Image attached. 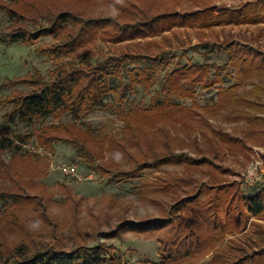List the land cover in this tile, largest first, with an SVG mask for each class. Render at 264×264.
<instances>
[{
  "label": "rangeland",
  "instance_id": "374dc122",
  "mask_svg": "<svg viewBox=\"0 0 264 264\" xmlns=\"http://www.w3.org/2000/svg\"><path fill=\"white\" fill-rule=\"evenodd\" d=\"M123 1L138 6L151 4L157 10L172 5L184 10L201 6L194 0ZM246 1L209 0L208 3L238 7ZM102 11L103 14L117 13L110 8ZM13 21L11 15L0 8V38H7L0 40V98L32 88L26 83L10 82L19 76L38 70L52 76L63 68L71 70L72 65H109L116 58L129 55L124 59V79L113 83L117 92H108L92 109L86 105L72 109L61 107L47 119L27 124L19 116L9 121L5 114L12 105L0 108V136L5 130L4 136H9L13 142L12 148L18 149L16 154L0 150V244L5 249L12 248L23 238L36 247L54 246L66 250L103 245L109 254H116L128 264H148L147 259L161 262L158 234L118 228L123 220L138 221L163 213L162 204L170 206L176 193L184 194L185 187L177 188L178 192L167 191V182L187 174V168L184 164L143 163L139 171L133 169L146 160L154 161L156 154L168 148L195 155L205 153L213 143L208 137H215L212 131L215 126L238 132L244 128L245 121L234 116L240 107L225 105L214 111L204 106L221 100L220 84L229 87L239 82L238 69L227 48L229 43H249L264 51V22L181 25L125 41L110 40L99 33L92 35L79 49L53 55L39 52L38 48L64 43L68 39L65 33L44 35L32 43L14 42L7 36ZM38 21L30 24L39 28L49 23L46 18ZM148 51L165 56V62L152 64L149 59L136 62L138 54ZM88 52L91 57L86 63ZM206 62L212 65V78L220 75L221 82L212 87L195 85L193 97H180L166 91L167 73L185 64ZM139 67L147 68L148 75L138 74ZM254 80L259 81L256 76ZM252 86L245 84L239 90L247 92ZM167 98L194 105L196 110L188 115L187 123L165 121L149 128L127 124V113L132 108L152 107ZM199 116L201 121H198ZM61 123L75 125L76 131H85L90 137L89 151L60 139L49 144L39 140L37 135L41 128ZM55 134L67 136L60 130ZM22 137L26 138L25 142ZM249 153L229 152L224 156V164L239 172L227 174L230 181H240L245 186L264 181V145H255ZM70 164L77 165L81 177L65 172V166ZM196 169L195 174L200 176L202 171ZM117 171L131 173L115 176ZM251 236L255 240L260 238L254 233ZM212 258L213 253H209L195 264H206Z\"/></svg>",
  "mask_w": 264,
  "mask_h": 264
},
{
  "label": "trees",
  "instance_id": "16d2710c",
  "mask_svg": "<svg viewBox=\"0 0 264 264\" xmlns=\"http://www.w3.org/2000/svg\"><path fill=\"white\" fill-rule=\"evenodd\" d=\"M194 1L201 6L185 10L175 5L157 10L151 4L138 6L123 0H0V8L14 20L13 27L7 33L11 41L32 43L44 35L61 36L65 33L68 39L64 43L38 48L39 52L53 55L79 49L87 44L92 35L99 33L110 40L125 41L158 34L181 25L264 22V0H247L238 7L210 4L209 0ZM105 8L116 10L117 13L103 14ZM41 18L48 19L49 23L41 24L39 28L30 24L39 23ZM0 40L6 41L7 38ZM227 48L238 69L239 82L229 87L220 84L221 100L204 108L217 111L225 105L238 106L240 110L234 116L245 121L244 128L238 132L215 126L212 129L215 137H208L213 143L205 153L195 155L168 148L156 154L154 161L146 160L133 169L139 171L143 163L157 166L160 163L184 164L187 168V174L167 182V191L173 189L178 192L177 188L185 187L184 194L176 193L169 207L162 204L163 213L138 221L126 219L120 223L118 229L158 234L161 262L147 259L148 264H195L209 253H213V258L206 264H264V181L248 186L240 181L232 182L227 174L239 172L223 162L229 152L250 155L255 145H264V51L249 43L239 42H231ZM128 55L116 58L109 65H72L71 70L63 68L57 75L47 76L38 70L14 78L10 82L26 83L32 88L0 98V108L12 105V109L5 114L9 121L19 116L27 124L47 119L61 107L72 109L86 105L92 109L108 92H117L113 83L124 79V59ZM90 57L88 52L84 62L89 63ZM165 58L150 51L135 57L138 63L149 59L152 64L163 63ZM138 69V74L148 75L147 68ZM212 69V65L207 62L185 64L167 73L164 87L170 94L193 97L195 85L201 83L205 87H212L222 81L220 75L212 78ZM255 76L258 82L254 80ZM245 84L253 86L247 92H242L239 87ZM195 110L194 105L180 104L167 98L165 102L152 107L132 108L127 113V124L149 128L165 121L187 123L188 115H192ZM197 118L198 121L202 120L201 116ZM56 130L67 136H58ZM4 133L5 130H2L0 150H11L16 154L18 149L12 148V140ZM37 136L46 144L60 139L89 151L90 137L85 131H76L75 125L61 123L44 126ZM25 139L22 137L24 142ZM196 168L202 171L200 176L195 174ZM128 173L131 172L117 171L115 176ZM159 199L155 198L157 201ZM253 233L260 235V238L253 239ZM248 248L252 250L249 252ZM0 264L128 263L116 254H109L103 245L66 250L54 246L36 247L22 238L12 248L5 249L0 244Z\"/></svg>",
  "mask_w": 264,
  "mask_h": 264
},
{
  "label": "built area",
  "instance_id": "2783aa9c",
  "mask_svg": "<svg viewBox=\"0 0 264 264\" xmlns=\"http://www.w3.org/2000/svg\"><path fill=\"white\" fill-rule=\"evenodd\" d=\"M64 169H65V172L67 173H71V174L81 177L78 173L77 165L75 164L66 165Z\"/></svg>",
  "mask_w": 264,
  "mask_h": 264
}]
</instances>
